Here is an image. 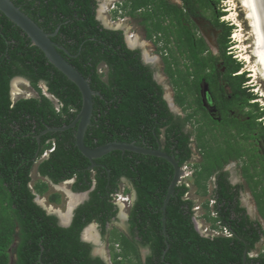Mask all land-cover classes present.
<instances>
[{
    "label": "trees",
    "instance_id": "16d2710c",
    "mask_svg": "<svg viewBox=\"0 0 264 264\" xmlns=\"http://www.w3.org/2000/svg\"><path fill=\"white\" fill-rule=\"evenodd\" d=\"M10 1L45 33L53 34L57 30L51 41L60 47L58 52L88 81L92 91L98 93L93 96L91 124L84 144L91 149L110 142L134 143L153 150L160 146L182 166L192 158L190 140L194 137L201 157L200 163L193 165L196 194L207 196V182L215 177L209 198L215 201L212 210L217 217L210 216L208 201H204L202 219L212 229H217L216 223H220L232 236L201 235L193 221L195 202L185 198L189 188L184 184L176 185L174 197L170 198L165 211L168 249L162 257L166 244L161 207L173 177V169L167 161L112 151L95 160L96 167L90 171V162L75 146V127L47 133L38 143L36 137L46 128L67 126L74 121L82 107L81 94L0 12V264H106L99 256H93L92 245L80 238L83 229L93 222L98 224L102 236L108 232L112 251L115 244L119 246L120 251L113 253V264H243L245 251V264H264V252L250 256L261 241L263 229L259 222L250 219L241 205V186L230 185L227 173L221 172L226 162L242 156L227 154L231 145L219 155L203 145L204 136L195 134L194 130L184 131L191 116L180 118L170 112L165 92L154 80L155 70L144 64L140 49L132 50L127 46L122 30L106 29L97 20L96 0ZM129 2L127 15L145 25L148 40H153L157 34L163 35L164 47L169 52L170 33L157 22L153 0ZM143 19L147 22H142ZM148 19L152 20V25ZM230 32L228 28L226 37L229 38ZM227 42L228 39L225 47ZM168 58L164 57V67L174 90L175 104L183 113L191 105H196L194 113L202 111L200 100L195 96L204 65L194 55L195 78L190 83V74L173 69L172 65L177 66V63ZM240 68L233 64V73ZM236 77L235 99L257 108L258 104L250 103L256 100L255 96L244 88L245 76ZM14 79L27 81L37 95L12 101ZM210 82L217 86L215 79ZM40 84L45 85L48 95L59 101V112L55 111L52 100L44 96ZM188 95L194 96L192 102L188 101ZM249 115L251 125L238 126L237 130L253 131L264 112ZM258 126V136L264 138V127ZM52 144H55L54 151L37 166L42 178L54 185L74 179L71 188L75 193L90 191L94 185L88 201L75 210L67 228L59 226L56 216L48 215L35 201L36 195L44 196L47 192V183L37 181L29 187L36 160ZM249 163L247 180L252 183V193L264 221V187L258 189L262 182L260 176L264 180V154L252 156ZM259 164L261 169L257 173ZM122 179L136 193L128 209L127 234L115 227L107 230L108 224L117 221L119 210L111 202V195L120 190ZM124 192L131 193V189L125 187ZM58 201V194L50 198V202ZM139 248L149 251L144 263Z\"/></svg>",
    "mask_w": 264,
    "mask_h": 264
},
{
    "label": "flooded vegetation",
    "instance_id": "af4514ba",
    "mask_svg": "<svg viewBox=\"0 0 264 264\" xmlns=\"http://www.w3.org/2000/svg\"><path fill=\"white\" fill-rule=\"evenodd\" d=\"M209 1L210 0H153V4H154L153 7L154 8L156 7L155 8L156 17H157L156 20L160 22L161 26L166 28L167 31L170 33L168 38L169 52L164 47L165 38L163 37V35L158 34V36L160 37L158 41L159 55L161 57L162 60L161 62L163 63V67H164V57L169 56L168 59H170L171 61H175L177 63V66L172 65V68L173 69L178 68L184 71L185 73L186 72L189 73L190 74L189 82L191 83L195 78V76L193 75L194 68L192 67L193 64L192 59L194 58V55L197 59L200 60L201 62L200 64L204 65L202 77L198 83V94H196L195 96L198 97V99L200 100L202 111H198L194 113L196 109L195 108L196 105H191L189 107L188 110L190 113L188 112V110H186L185 112L186 114H184L180 109V111L182 112L181 116H179L180 118H185L186 116L189 115L191 116L189 121L185 123L184 131L186 133L192 132L196 127L205 126L203 120L204 116L208 117V119L210 120L213 119L216 122V124L220 122L221 124L227 123L230 127L233 126L234 129H232L231 132H234V130H237L236 127L240 126V124H243L242 128L244 127V125H251L248 124L249 122H251V115H249L251 111L246 112V118L243 119H239L235 117V113L241 110L254 108L253 106H245L243 105V102H239L235 99V91L233 84L235 82H238V80L236 77V73L235 72L233 73L232 71V65L233 64L240 65V64L233 59V57L231 56L232 52H226L227 48L225 47V42L228 39V37H226L228 26L226 24L221 23L220 14L222 12L216 10L212 4V1L210 2ZM147 58L150 57L147 56ZM179 63L181 66L179 65ZM146 65H150L155 70V65L153 63H148ZM154 77H155V73H154ZM208 79L209 80L211 79L212 81L215 79L217 86L212 85V82H210L211 80L209 81ZM156 82L158 83V81ZM162 88L164 90V87ZM247 91L248 90H246V92ZM193 97L194 96L188 95L187 98L188 101L192 102ZM173 102L175 104L174 90H173ZM175 106L177 107L176 104ZM202 112L204 113V115L202 114ZM254 114L255 113H253V115ZM263 118L264 116L261 119ZM189 122L195 123L196 127L190 129ZM256 124L257 126H254L253 128L254 131H248L249 135L251 136L249 139L245 141L240 140L239 138L236 139V143H237L236 145L238 147L244 145L247 155L239 159H230L223 166L221 172L227 173V178L230 185L241 186L239 190L240 203L246 209V213L250 217V219L260 223L264 232V221L259 215L256 199L254 194L252 193V187H251L252 183L250 184L248 182L247 173H246V169L249 167L250 164L249 160L252 158V156L255 155L254 150H252L249 146L250 140L262 138L258 136V132L256 130V128L258 127V123ZM208 130L214 136L216 133L218 136L220 134L218 130L216 131L215 129H213V125H211ZM224 139H228V138H224ZM223 140L221 139L219 141L224 142L226 147L228 145L235 144L233 140L232 141H223ZM241 160H242L240 166L241 181L240 182L237 180L234 181L229 176L227 167H231L235 161H241ZM260 169L261 166L259 164L256 172L259 173ZM39 178L42 177L39 176ZM259 180H262V182H264L261 176ZM42 182H47L46 178H42ZM262 182L261 185L258 187V189L264 187V183L262 184ZM121 184H123L124 187H129L131 189V192L133 191L131 185L125 179L121 180ZM47 185H48V189H50V187L55 188L53 184H49L48 182ZM71 187L72 186H69L70 189H72ZM92 189H94V187ZM91 191L92 190L88 191L89 192L88 197L82 202V204L88 201ZM54 193L51 192V194H48L46 196L47 206L45 205V208L49 209V211H46L48 215L56 216L59 225L58 218L60 217L59 214L60 210L59 209L57 210V206L60 204V196H59V201L57 203L50 202V198L54 195ZM248 202L250 203V206L247 205L245 206V203L247 204ZM40 203L43 205L42 201ZM114 205L116 206V204ZM116 220H117L116 222L107 225V230L109 227H111V225L113 226L115 223H118L121 220L120 217H118V214ZM127 220L128 219L125 220L126 221L125 232H127ZM94 224L96 225V228L99 229L98 224L95 222ZM260 242H264V234ZM141 250L145 251L143 253L144 254L143 257L141 255ZM139 252L142 258V262L144 263V258L149 253V251L148 249L145 248H139ZM93 255L99 256V254H96L95 252L93 253Z\"/></svg>",
    "mask_w": 264,
    "mask_h": 264
},
{
    "label": "rangeland",
    "instance_id": "374dc122",
    "mask_svg": "<svg viewBox=\"0 0 264 264\" xmlns=\"http://www.w3.org/2000/svg\"><path fill=\"white\" fill-rule=\"evenodd\" d=\"M102 1H104V0H101V4H102ZM212 4H213V6H214V8L216 10H218V9L219 10H224L223 12H224L225 16H224V18L222 20H224L226 22L224 24H227V26L231 27V32L229 34V43L227 45L228 47L231 48V49H229V52L231 51L232 52L231 55L234 58H237V60H239L240 62H242L241 63L242 68H241V70H239V73H240V71H243L244 73L248 74L245 77L247 79V81H248V82L245 83V88H246V90H248L247 92L249 94H252L257 99L256 101H254V102H257V104H258L257 108L247 109V110L245 109V110H241L239 112H236L235 113V117H237L239 119L246 118V112H248V111L249 112L251 111L253 113L264 112V96H262V94H263L262 91L264 89V82H260L259 81V83H261V85H262V88H261V86H259V85H257L255 83V81L251 77V75L253 74V73H251V68L248 67L247 63L245 62V60L243 58L241 59V54L243 53L241 48H240L241 44L234 37L235 35H238L241 32L242 36L245 39L243 44H245L248 47L252 48V37L250 35V30L251 29L248 26V21H247L246 15H245V9L243 7V3H242L241 0H212ZM232 14H236L235 17L238 20L239 24H236V22L233 21V19L229 18V16L232 15ZM114 16L115 15H113V14H112V16H110L108 14L105 15V13H103V12L100 13V17L105 22H109V21H111V19H115ZM148 16L151 19V16L149 14H148ZM150 19H148V20H149V23L151 22L150 25H152V20L150 21ZM126 20H128L127 25H125L126 31L135 32V34L138 36L139 41L141 40L140 44L141 45H142V43L145 44V45H142L140 47L141 50L144 53H146V55H148L149 57L152 56V57H156L157 58V60H155L154 65H155V74L158 75V82H159V84L162 87H165V89H166L165 96L173 98V88L170 85V81H169V79L167 77V74L165 72V67H163V63L161 62L162 60H161V58H159L160 57V55H159V46L156 47L153 43H151L152 40H148L146 38V36H145L146 34H145V30H144V26L145 25L144 26L140 25L138 19L131 17V18H128ZM145 21H146L145 19L142 20V22H144V23H145ZM115 22H117V25H119L120 23H123L120 20H116ZM153 24H155V22H153ZM111 26H112V24H109V27H111ZM148 28L151 29V26H149ZM159 38L160 37L157 34L156 35V40H157L156 43H158ZM251 48H249L247 51H248V53H249V55L251 57V62L255 63L256 60H255V57L252 56V53H251L252 49ZM179 65H180V63H179ZM177 76H179V75H177ZM39 88L42 89L43 86L40 85ZM13 94H14V99H16L18 97H34V96L37 95L36 92L34 91V89L26 81L21 80V79H17L16 81H14ZM188 112H189V110H188ZM184 114H186V113H184ZM202 114L204 115L203 112H202ZM203 120H204V125L208 129L210 128L211 125H213V129H215L216 131L217 130L219 131V133H220L219 136L217 135V133L214 136L205 126H202V128H200V127L198 128V127L195 126V123H192V122H189V126H190V129H193L194 127H196V128H194L195 134L199 133V135H202V137L204 136L203 138L206 140V142H203V145L206 146L208 148V150L216 151V153L221 155L219 152H222V151L225 152L226 146H225L224 142H220L219 140H221V139L223 140L224 138H228V139H224L223 141H232L233 140L235 142V144L231 145V148L229 149L230 152L227 150V152H226L227 154L237 155L238 157H240V156L243 157V156L247 155L244 145H241L240 147H238L236 145L237 144L236 143V139L239 138L240 140H244L245 141L248 138V137H246V135L250 136L248 132L241 131V129L240 130H234V132H231V130L234 129V127L233 126H232L233 128L230 127L227 123L221 124L220 122H218L216 124V122L213 119L210 120V119H208V117H205V116H204ZM259 120H258V122L260 123V125L264 127V118H263L262 121H259ZM242 126H243V124H240V127H242ZM258 128L260 129L259 126H258ZM253 131H254V129H253ZM244 132L246 133V135H245ZM220 135H221V137H220ZM249 146H250V148L252 150H254V153H255L256 156L259 157V156L264 154V139H262V138L251 139ZM195 150H196V147H195ZM195 152H197V150ZM224 157H225V154H224ZM200 158L201 157L198 156V155L195 156L192 159V161H193L192 163L193 164L200 163ZM215 159H216V156H215ZM241 163H242V160L241 161H235L231 167H227L228 174L232 178V180H234V181H236V180L239 181V182L241 181L240 180V178H241V174H240ZM36 166L37 165H35V168L33 169V175H32L34 183L39 181L37 179V176H36V173H35ZM191 182H193V179H192V181L189 180L188 184H191ZM214 183H215V177H212L211 180H209L207 182V186H208L207 187V192H208L207 196H205V197H203V196L201 197L199 195L198 196H193L194 198L192 200H195V198H196V201H195L196 204L195 205H200L201 206L204 201L208 200V198H209V196H210V194L212 192ZM263 183L264 182H262V184ZM30 186H33V182H31ZM192 187L193 186L191 185V189L189 191V197H190V193L193 194V191H191ZM120 188L123 190L125 187H124L123 184H121ZM65 190L66 191L68 190V185L60 184L57 187L52 188V190L50 191V192H53V193L55 192L56 194H59V196H60V204L57 206V210L58 209L60 210L59 214L61 216L63 215V217L66 216L67 208H68L69 201H70V198L65 193ZM45 204L46 203H44V201H43L44 207H45ZM246 205L250 206V203L249 202L247 204L245 203V206ZM47 210L49 211V209H47ZM126 213H127V209H125L124 207L121 206L119 214L124 216ZM198 214L200 216L204 215L205 214V210L204 209H200L198 211ZM120 219L121 220L118 223H115L113 225V227H115L117 230L122 231V232L127 234V232H125V227H126L125 222L126 221H125V219L123 217H121ZM200 222L203 223V224H206L207 226L209 225V223H207L206 221H203V219L200 220ZM94 226H93L94 227V231H93L94 234L93 235H95L96 239L99 240L98 239V233L101 235V232H100L99 229L96 228V225H94ZM95 230H97L98 232L95 231ZM108 230H111V228L109 227ZM107 235H108V232H107ZM102 243L103 244L100 243V244L94 246L93 247V251L95 250L96 254H99V256L103 257L105 260H108L107 255H106L108 253V243H107V241L105 239L102 241ZM112 252L113 253L117 252V249L113 250ZM144 252L145 251L141 250L142 257L144 256V254H143ZM263 252H264V242L257 243L256 246H255V249L253 251V254H258V253H263ZM112 260L114 261V257H112Z\"/></svg>",
    "mask_w": 264,
    "mask_h": 264
},
{
    "label": "water",
    "instance_id": "95a60500",
    "mask_svg": "<svg viewBox=\"0 0 264 264\" xmlns=\"http://www.w3.org/2000/svg\"><path fill=\"white\" fill-rule=\"evenodd\" d=\"M253 15L255 18V22L258 28V31L260 33L263 45H264V0H250ZM0 12L9 20L11 21L15 26H17L31 41L32 45L38 48L44 55V57L47 59V61L61 74H63L67 80H69L71 83H73L77 89L79 90L82 98V107L74 121L67 126L57 127V128H46L40 135L36 137L37 142L40 143V137L50 133V132H60L65 131L71 128H76L75 133V146L78 149V151L90 162V166L88 167V170L92 171L95 167V160L102 158L103 156L107 155L108 153L112 151H120V152H132L140 155L145 156H152L156 158H161L167 161L172 169H173V177L169 184L167 193L165 195V199L163 201V205L161 207V214H162V233L165 238L164 242L166 244V249L164 250V254L166 253L168 249L167 245V235L165 230V211L166 207L168 205V202L171 197H174V189L176 185L180 182V177L182 176V172L180 170V166L177 162V160L173 157L168 155L162 150V147H158L156 150L153 149H146L140 146L135 145L134 143H122V142H110L108 144H105L103 146H99L96 148H88L84 144V136L86 134V131L88 127L91 124V117L93 112V96L98 95V93H95L90 88L88 81L66 60L60 55L58 50L60 47L56 46L52 41L51 37L55 36L57 33V30L53 34H47L45 33L36 23H34L27 15H25L18 7H16L10 0H0ZM98 20H100L99 16L97 17ZM105 28H108L104 25ZM253 44V42H252ZM130 49H135L134 46H129ZM142 59L145 64L148 62L145 58V53L142 51ZM154 79L158 81V75L155 74ZM17 79H14L11 83V94L13 93V85L14 81ZM159 83V82H158ZM164 90L166 91L165 87ZM164 99L167 103V106L171 113L181 116L180 110L175 106L173 99L170 97H166L164 95ZM89 192L84 193H73L70 191L68 193L69 195H75L79 196L81 199L78 203H76L71 209L68 214V220L66 222H63L61 220V217H59V226L67 228L70 226L74 211L75 209L82 204V202L87 199ZM133 199L136 197V193L133 190L132 191ZM35 201L39 206H41L44 210L45 208L38 203V196L35 197ZM118 217H123L125 220L128 219L127 215H120L118 214ZM195 229L200 233L199 231V223L197 219H194ZM94 226L93 223L89 224L87 227H85L81 233V241L84 243H88L91 245H98L100 244V235L98 233V239L97 241H91L87 240L84 237V233L87 229ZM95 227V226H94ZM201 234V233H200ZM246 256L247 251L243 254V264L246 262ZM102 259L109 264L103 257Z\"/></svg>",
    "mask_w": 264,
    "mask_h": 264
},
{
    "label": "clouds",
    "instance_id": "9594fccd",
    "mask_svg": "<svg viewBox=\"0 0 264 264\" xmlns=\"http://www.w3.org/2000/svg\"><path fill=\"white\" fill-rule=\"evenodd\" d=\"M210 1H212V0H210ZM96 2H97V17L99 16V18H100V20H98V21H100L101 22V24L104 26H107L108 28H106V29H111V30H122L123 31V33H124V36H125V41H126V43H127V46L129 47V46H134L135 47V49H140L141 50V44L139 43V45H133L132 44V42L130 41L132 38H134L135 36H137L136 34H135V32H131V31H126V29H125V25H127V23H128V20H126V19H128V18H131L130 16H128L127 15V13L126 12H128V10H129V4H130V2H129V0H104V1H102V4H101V0H96ZM104 3V4H103ZM105 13V15L106 14H108V15H110V16H112V14L113 15H115L114 16V18L116 19V20H120V21H122L123 23H120L119 25H117V22H115L116 20L115 19H111V21H109V22H105L101 17H100V13ZM218 11H220V12H222L221 14H220V21H221V23H226L224 20H222L223 18H224V10H219L218 9ZM103 22V23H102ZM109 24H112V26L111 27H109ZM227 25V24H226ZM228 28H231V27H229L228 26ZM138 37V36H137ZM141 41V40H140ZM139 41V42H140ZM154 41H157L156 39H155V37H154V39L152 40V42L151 43H153L156 47L157 46H159V42L158 43H154ZM159 41V40H158ZM228 42H229V38H228ZM227 42V43H228ZM253 42V41H252ZM228 45V44H227ZM227 48V50H226V52H229V49H231L230 47H226ZM132 50H134V49H132ZM231 52V51H230ZM141 54H142V50H141ZM232 56V55H231ZM233 57V56H232ZM159 58H161V57H159ZM144 59H146V61L148 62V63H155V60H157V58L156 57H150L149 59L147 58V56H146V53H145V58ZM233 59L235 60V61H237L239 64H240V66H241V68H242V65H241V63L242 62H240L239 60H237V58H234L233 57ZM154 61V62H153ZM147 63V64H148ZM241 68L239 69V70H241ZM101 72V71H100ZM239 72H237L236 73V75H239V76H241V75H243V76H247L248 74H246V73H244V72H242V71H240V73L238 74ZM22 80V79H21ZM247 80V79H246ZM25 81V80H24ZM27 82V81H26ZM248 82V81H247ZM28 83V82H27ZM29 84V83H28ZM40 85H42L43 86V88H42V91H43V94H44V96H46L47 98H49V99H51L52 100V102H53V104H54V108H55V111L56 112H59V110H60V108H61V105H60V103H59V101L56 99V98H54L53 96H50V95H48L46 92H47V90H46V87H45V85L44 84H40ZM244 86H245V84H244ZM26 98H30V97H26ZM173 99V98H172ZM257 100V99H256ZM255 100V101H256ZM12 101H14V94L12 93ZM251 103H255V104H257V102H251ZM177 108L180 110V108L177 106ZM73 112V111H72ZM181 112V111H180ZM181 114H182V112H181ZM263 119H260L259 121H262ZM190 142H191V148H192V153H193V155H192V158H191V160L190 161H188V162H186L185 164H190L191 165V167H192V170H193V175H194V168H193V161H192V159L195 157V156H200L199 154H198V152H195L196 150H195V142H194V137H192L191 138V140H190ZM54 149H55V144H52L51 145V147L50 148H48V149H46L43 153H42V155L36 160V162H35V165H37L38 166V163H40L42 160H44V159H46L48 156H49V154H51L53 151H54ZM201 159V158H200ZM184 164V165H185ZM35 165H34V167H35ZM184 165H182V166H180V170H181V172H182V167L184 166ZM37 166H36V168H37ZM33 167V168H34ZM37 170V169H36ZM94 170V169H93ZM92 170V171H93ZM38 173V172H37ZM193 175H192V177L191 178H189L188 180H187V182L189 181V180H191L192 181V179H193ZM40 175L38 174V177H39ZM182 176H183V172H182ZM181 176V177H182ZM41 177V176H40ZM181 177H180V182L177 184V185H180V184H184L185 185V183H183L182 182V180H181ZM47 180V182L49 183V184H53L52 182H50L48 179H46ZM39 181H42V178H40L39 179ZM46 182V183H47ZM73 182H74V179H71V180H68V181H65V182H62L61 184L62 185H67L68 184V186H72V184H73ZM31 184V183H30ZM54 185V184H53ZM58 185H60V184H57V185H54V187H57ZM191 185L193 186V182H191V184H189V187H187L186 185H185V187H187V188H189V191H190V189H191ZM30 188H32V186H29ZM93 187H94V185H93ZM92 187V188H93ZM91 188V190H93ZM124 190H125V188L122 190L121 188H120V190L117 192V193H115V194H113V195H111V201L114 203V204H116V206H117V208H118V214H119V212H120V209H121V206L122 207H124L125 209H127V213L125 214V215H127V218H128V209L130 208V206H131V204H132V202L135 200V199H133V197H132V192L131 193H125L124 192ZM73 192L72 191V189H70V188H68V190L66 191L65 190V193L68 195V197L70 196L68 193L69 192ZM189 191L186 193V195H185V198L186 199H191L190 197H189ZM88 192V191H87ZM73 193H75V192H73ZM82 193H84V192H82ZM54 194H56V193H54ZM59 195V194H58ZM118 195H121V196H123L124 198H127V201H125V203H122V202H119V201H117V200H115L116 199V197L118 196ZM36 196H38V203L40 204V205H42L40 202H39V200H42V201H44V203H46V199L44 198V196H39V195H36ZM192 200V199H191ZM214 201L212 198H208V206H209V208H210V211H213L212 209H213V206H214V204H215V201H214V204H213V206H210V201ZM129 201V203H127ZM194 201V200H193ZM195 202V201H194ZM195 204H196V202H195ZM45 205H47V204H45ZM127 205V206H126ZM43 206V205H42ZM81 206V205H80ZM195 206H199L200 207V209H202L201 208V206L200 205H195ZM194 206V207H195ZM44 207V206H43ZM193 207V208H194ZM45 208V207H44ZM78 208V207H77ZM76 208V209H77ZM193 208H192V211H193ZM75 209V210H76ZM45 211H48L46 208H45ZM75 212V211H74ZM194 212V211H193ZM202 216L203 215H201V216H199V217H196L195 216V213H194V219H197V221H198V223H199V231H200V233H201V235H203V236H205L203 233H202V231H201V227H202V225H206V224H203V223H201L200 222V220H202ZM74 217V216H73ZM213 218V217H212ZM194 219H193V221H194ZM203 221H205L204 219H203ZM93 224H94V222H93ZM95 225V224H94ZM88 226V225H87ZM86 226V227H87ZM207 226V225H206ZM217 226V225H216ZM208 227H210V225H208ZM112 228H113V226H112ZM111 228V229H112ZM218 228V227H217ZM210 229H212L211 227H210ZM95 231H97V230H95ZM108 231H110V230H108ZM98 232V231H97ZM100 235V234H99ZM206 237H210V236H206ZM219 237H222V236H219ZM102 239V240H101ZM106 240L107 241V243H108V253L106 254L107 255V258H108V260H106L109 264H113V262H112V257H113V252H112V250H111V244L109 243V241H108V239H109V235H105V236H102V235H100V242H101V244H103L102 243V241L103 240ZM88 244V243H87ZM110 244V245H109ZM91 245V244H90ZM92 247H94V245H92ZM117 249V252H119L120 250H119V246L117 245V244H115L114 245V250H116ZM95 252V250L93 251L92 250V254ZM111 253V254H110ZM253 253V252H252ZM257 255V254H256ZM93 256H97V255H93ZM100 257V256H99ZM146 257V256H145ZM101 259H102V257H100ZM119 259V258H118ZM142 259V258H141ZM103 260V259H102ZM144 260H145V258H144ZM104 261V260H103ZM105 262V261H104ZM106 263V262H105ZM107 264V263H106Z\"/></svg>",
    "mask_w": 264,
    "mask_h": 264
},
{
    "label": "bare ground",
    "instance_id": "6f19581e",
    "mask_svg": "<svg viewBox=\"0 0 264 264\" xmlns=\"http://www.w3.org/2000/svg\"><path fill=\"white\" fill-rule=\"evenodd\" d=\"M242 3H243V7L245 9V15L247 17V21H248V26L249 28L251 29L250 30V35L252 37V41H253V44H252V48L251 47H248L247 45L243 44L244 42V37L242 36V33L240 32V34L238 35H235L234 37L238 40V42H240L241 46V50H242V54H241V59L243 58L245 60V62L247 63L248 67L251 68V73H253L251 75V77L253 78V80L255 81V83L259 86H261L262 88V85L260 82H264V45H263V42H262V39H261V36H260V33L258 31V28H257V25H256V22H255V18H254V15H253V11H252V7H251V3H250V0H241ZM236 14H232L229 16L230 19H233V21L236 22V24H239L238 20L236 19ZM132 44L133 45H139V39L137 37H134L132 40H131ZM142 45H145L144 43H142ZM141 45V46H142ZM251 48L252 51V56L255 57V63H252L251 62V57L248 53V49ZM240 55V54H239ZM148 56V55H146ZM149 59V58H148ZM260 89V88H259ZM262 96H264V89L262 91ZM81 198L79 196H75V195H70V205H69V208H68V211L66 213V216L61 217V220L63 222H66L68 220V214L70 212V209L76 204L79 202ZM39 202H41V200H39ZM44 206V205H43ZM94 227H90L89 229H87L84 233V237L87 239V240H91V241H97L96 239V236L93 235L94 234Z\"/></svg>",
    "mask_w": 264,
    "mask_h": 264
},
{
    "label": "built area",
    "instance_id": "2783aa9c",
    "mask_svg": "<svg viewBox=\"0 0 264 264\" xmlns=\"http://www.w3.org/2000/svg\"><path fill=\"white\" fill-rule=\"evenodd\" d=\"M182 172H183V176L181 177V180H182L183 183H185V185L187 187H189V184H188L187 180L189 178H191L192 175H193V170H192L191 165L190 164H185L182 167ZM115 200H117L119 202H122V203H125V201H127V198H124L123 196L118 195ZM127 203H129V201ZM213 204H214V201L211 200L210 201V206H213ZM199 210H200V207L199 206H195L193 208V211H194L196 217H199L200 216L198 214V211ZM210 216L213 217V218H216L217 217V214L214 211H211L210 212ZM216 225L218 227L217 229H210V227H208L206 225H202L201 231H202V233L205 236H210V237H219V236H222V237L230 238L232 236L231 232L226 227L220 225V223H216ZM250 256H257V255L251 253Z\"/></svg>",
    "mask_w": 264,
    "mask_h": 264
},
{
    "label": "crops",
    "instance_id": "0c3cea01",
    "mask_svg": "<svg viewBox=\"0 0 264 264\" xmlns=\"http://www.w3.org/2000/svg\"><path fill=\"white\" fill-rule=\"evenodd\" d=\"M135 37H137V36H135ZM137 38H138V37H137ZM34 168H35V167H34ZM34 168H33V169H34ZM33 169H32V172H31V182H33V185H34L35 183H34V180H33V178H32V177H33V176H32V175H33ZM36 169H37V168H36ZM36 169H35V173H36L37 179L39 180L40 178L38 177V173H37V170H36ZM67 185H68V184H67ZM68 188H69V186H68ZM51 190H52V187H50V189H48L47 192L44 194V198H45V199L47 198L46 196H47L48 194H51V192H50ZM191 191H193V194L190 193V198H191V199L194 198L193 196H198V195L196 194V189H195L194 187H192V190H191ZM69 193H70V192H69ZM69 198H70V196H69ZM41 201H42V200H41ZM70 201H71V200H70ZM70 201H69V205H70V203H71ZM194 201H196V198H195ZM42 202H43V201H42ZM69 205H68V208H69ZM68 208H67V211H68ZM66 213H67V212H66ZM60 216H61V215H60ZM110 228H112V225H111Z\"/></svg>",
    "mask_w": 264,
    "mask_h": 264
}]
</instances>
